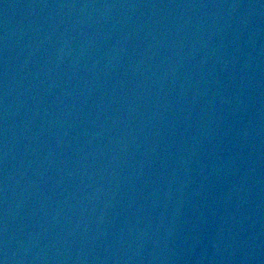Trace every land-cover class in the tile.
I'll return each instance as SVG.
<instances>
[{"label":"water","instance_id":"obj_1","mask_svg":"<svg viewBox=\"0 0 264 264\" xmlns=\"http://www.w3.org/2000/svg\"><path fill=\"white\" fill-rule=\"evenodd\" d=\"M0 264H264V0H0Z\"/></svg>","mask_w":264,"mask_h":264}]
</instances>
